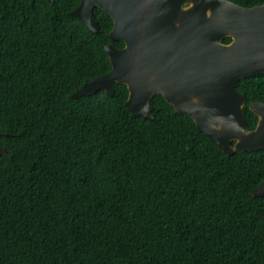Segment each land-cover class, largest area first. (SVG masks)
Listing matches in <instances>:
<instances>
[{
  "label": "trees",
  "instance_id": "1",
  "mask_svg": "<svg viewBox=\"0 0 264 264\" xmlns=\"http://www.w3.org/2000/svg\"><path fill=\"white\" fill-rule=\"evenodd\" d=\"M79 3L0 0V264H264V150L224 154L160 95L133 116L121 84L71 99L124 46ZM236 89L253 130L264 75Z\"/></svg>",
  "mask_w": 264,
  "mask_h": 264
},
{
  "label": "water",
  "instance_id": "2",
  "mask_svg": "<svg viewBox=\"0 0 264 264\" xmlns=\"http://www.w3.org/2000/svg\"><path fill=\"white\" fill-rule=\"evenodd\" d=\"M95 7L113 21L109 39L124 46L106 45L110 72L86 79L71 99L98 91L113 96V83L121 84L127 87L124 105L133 116L151 120V99L160 95L224 154L264 150V103L249 105L257 123L248 130L246 98L236 89L241 79L264 75V4L245 8L227 0H80L71 15L96 34ZM225 38L231 41L223 43ZM0 155H5L1 147ZM251 194L264 197V180Z\"/></svg>",
  "mask_w": 264,
  "mask_h": 264
}]
</instances>
